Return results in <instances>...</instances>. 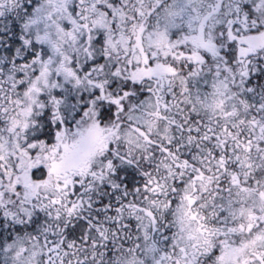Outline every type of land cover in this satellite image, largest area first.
Masks as SVG:
<instances>
[{
  "label": "snow or ice",
  "instance_id": "6c2138e0",
  "mask_svg": "<svg viewBox=\"0 0 264 264\" xmlns=\"http://www.w3.org/2000/svg\"><path fill=\"white\" fill-rule=\"evenodd\" d=\"M0 264H264V0H0Z\"/></svg>",
  "mask_w": 264,
  "mask_h": 264
}]
</instances>
